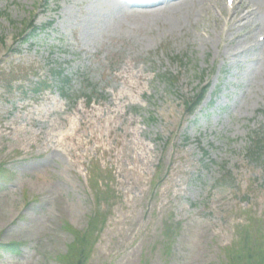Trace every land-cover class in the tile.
<instances>
[{"label": "rangeland", "instance_id": "obj_1", "mask_svg": "<svg viewBox=\"0 0 264 264\" xmlns=\"http://www.w3.org/2000/svg\"><path fill=\"white\" fill-rule=\"evenodd\" d=\"M10 244L0 264H264V0H0Z\"/></svg>", "mask_w": 264, "mask_h": 264}, {"label": "trees", "instance_id": "obj_2", "mask_svg": "<svg viewBox=\"0 0 264 264\" xmlns=\"http://www.w3.org/2000/svg\"><path fill=\"white\" fill-rule=\"evenodd\" d=\"M57 74L59 75V81H60L61 86H63L62 90H63V92H64L65 88H66L67 85L70 83V80H69L68 78L62 77V75L60 74V72H58ZM163 79H164V81H166V82L170 85V87H172V83H174V79H173L172 76L164 77ZM204 96H205V92H204L203 94H201V95H198V96L196 97V100H195L196 102H195L194 104H192V106L190 107V111H191V112L194 113L196 107H197L199 104L202 103V100L204 99ZM257 149H258V148H257ZM252 155H253L254 157H256V158H257V157H260L261 154H260V152H259V149H258V150H253V151H252ZM222 168H223V175H224V176H222L220 182H221V181H225V182H227V180H228L229 178H230V180H231L232 175H230V174L226 171L225 167H222ZM18 247H19V246L14 245V244H10V245H0V252H5V253H7V254L17 255V254H19V249H18Z\"/></svg>", "mask_w": 264, "mask_h": 264}, {"label": "bare ground", "instance_id": "obj_3", "mask_svg": "<svg viewBox=\"0 0 264 264\" xmlns=\"http://www.w3.org/2000/svg\"><path fill=\"white\" fill-rule=\"evenodd\" d=\"M141 5H138L137 7H135L136 9H138L139 7H140ZM142 7H145V8H140V9H138L137 10V12H138V14L140 13H143L142 11L143 10H145V11H147V10H149L150 8H149V6H142ZM119 8H121L122 9V5H119ZM129 9L131 10V9H134V7H129ZM157 9H155V10H153V11H151V14L148 16V17H146V18H150V19H152V20H154V19H159L160 18V14L156 11ZM154 11H156V12H154ZM126 14H128L129 13V10H128V12H125ZM135 14H137V13H135ZM253 16H254V13L252 12V11H247L246 10V12H245V14L243 15V16H241L240 17V22H246V21H248V20H253ZM239 20H235L236 22L237 21H239ZM230 21L233 23L234 22V20H232L231 18H230ZM252 35V34H251ZM250 35V36H251ZM254 44L257 46V45H260V43L259 42H254Z\"/></svg>", "mask_w": 264, "mask_h": 264}]
</instances>
